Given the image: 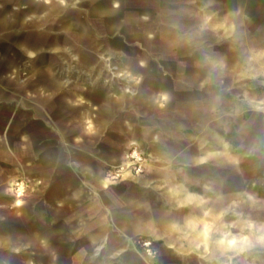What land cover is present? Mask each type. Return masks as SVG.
<instances>
[{"label": "rangeland", "instance_id": "obj_1", "mask_svg": "<svg viewBox=\"0 0 264 264\" xmlns=\"http://www.w3.org/2000/svg\"><path fill=\"white\" fill-rule=\"evenodd\" d=\"M42 1L36 0L34 3L23 1L25 8L14 9L18 12L28 11L26 16L28 26L14 29L12 31L14 39L25 36L29 44H36L40 41L41 34L61 37L64 16L78 11L86 14L91 2L97 3L101 0H81L77 4L66 5V11L62 15H57L44 23L39 22L38 26L32 25L31 20L37 19L33 9ZM121 9L122 11L113 17L114 22L120 21L119 24L122 25L125 18L132 16L135 11H140L138 14L141 16V24H151L155 28V35L150 37L149 41H139L129 34V30L96 29L95 22L88 19L87 24L92 28V38L98 44L97 47L83 46L82 50L89 52L98 62L93 65L92 71L82 69L80 72V69L76 67L78 56L75 57L76 54L71 52L69 45H65L63 51L68 58L65 56L60 58L63 71L60 77L61 88L55 94L45 91L42 87L38 89L32 87L33 84L43 81L37 76L36 68L30 67L31 62L36 60V53L24 54L15 46L9 45L4 40L7 31L0 29V95L2 96L0 102L12 106L13 116L21 123H26L23 128L24 137H18L11 143L10 156H0V165L8 171L5 188L0 190V232L10 235L15 223L26 224L28 233L37 232L40 227L33 219L32 210L40 206L46 218L51 219L46 212V205L53 203L52 189L56 186L58 190L60 189L61 195L68 196L72 192V187L59 188V186L71 173L77 175L76 188L87 191L89 199L94 203H100L98 210L94 207L86 214L82 212V209L87 204L80 200L73 199L69 204L55 200L54 205L76 218V227H73L71 231L68 229L64 233H57L50 237L49 247L41 239L33 249L26 246L6 248L0 255L2 261L11 264H116L115 261L119 256L111 252L118 248V235L122 233L121 230L124 229L125 224L118 223L112 216L111 207L103 200L102 193L112 186L135 185L148 177L174 175L173 172L170 174L163 171L170 172L181 168L180 171L189 172L185 173L189 183H211L214 176L222 179L228 177L229 173L226 172L231 166L245 165L252 167L254 171L245 173L248 181L247 188L253 189L256 194H264V133L258 118L259 110L250 107L232 112V108L225 110L215 107L208 111L209 123H216L219 120L221 122L219 128L221 140L215 145L218 154L208 159L197 158V160L185 161L181 158L185 152L197 156V148L199 149V145L207 138L206 129H197V123L190 115H187L188 111L181 109L184 104L180 100L166 103L160 96L156 97L153 93H141L144 77L140 71L133 68L131 61L133 57L140 61L148 60L151 69H158L169 77L170 74L162 59L167 58L175 70L196 68L197 63L192 56L195 50L193 51L191 43L202 36L224 37L226 30L204 28L181 33L171 28L169 19L181 11V0H122ZM133 25L137 26L132 23H128L127 26ZM78 35L79 33H74L70 39L79 43ZM220 47L223 49L218 44L205 45L206 50L212 51H217ZM105 48L112 52L111 63L128 70L137 78L135 81L127 83L122 78L112 77V71L107 67L105 60L110 54L103 51ZM45 52L50 57L55 55V52L50 50ZM8 59H11L13 64L9 69H5L4 64ZM207 63L217 68L220 62L208 61ZM45 72L47 76H52L49 67L45 68ZM226 77L229 79L228 82L221 86H215L207 79H203L202 85L212 88L223 100L230 96L228 99L230 103L227 105L231 106L232 71L226 74ZM104 79L113 80L109 83L111 86L104 83ZM172 83L173 91L181 92L180 87L184 85L182 79L175 78ZM127 85L131 91L124 88ZM103 90L108 91L110 102L127 98L130 103L126 102L123 106H115L111 109V104L105 98ZM254 92L253 100L264 101V84L257 85ZM178 95L180 96V93ZM35 108L42 112V116L35 115ZM79 112L84 117L82 122H80ZM171 121L178 122L182 126L184 135H181V141L183 140L181 145L175 142L168 144L171 139L173 140L174 128H171L169 124ZM129 127H137L140 130L136 138H126L125 131ZM148 130L151 131L152 139L156 143L166 137L168 141L165 142L168 145L165 146L172 149L171 152L160 154L154 151L150 140L146 137ZM185 135L191 136L188 141ZM58 140L62 142L63 150L69 155L65 166L61 164L57 166L55 163L56 157L60 159L65 153L58 149ZM132 141L136 144L132 145ZM252 146H256V149H252ZM119 148L122 151L120 159L106 161L99 156L102 152L110 154ZM46 150H49L50 154H45ZM135 151L141 160L136 157L123 159L125 152L131 154ZM78 156L90 158V164L95 172L79 173L75 158ZM125 161H129L131 168L127 176H123L122 171ZM37 165L43 167L48 179L33 180L26 173V168ZM204 166L216 167L219 173L202 175L193 172L198 167ZM140 167H142L141 171H139ZM105 179L109 181L106 187ZM10 183H12L11 189ZM19 188H22V194L16 196L15 193ZM198 192L203 197L208 196V192L199 189ZM17 199L20 200L19 205L16 204ZM132 208L133 206L130 209ZM152 208L153 206L149 204L141 207L136 205L134 210L143 220ZM224 208L218 211L220 215H223ZM259 211L264 213V206L242 205L239 207L241 219H245L250 213L254 216L260 214ZM102 225L107 226L102 236V240L105 238V244L101 250H98L101 243H91L89 236L98 233ZM141 239L151 238L143 235L132 237L127 249L143 255L150 264H157L156 259L160 257L159 242L151 239L157 250L155 258L152 259L146 256L138 245L137 241ZM108 255L110 258L107 257Z\"/></svg>", "mask_w": 264, "mask_h": 264}, {"label": "crops", "instance_id": "obj_2", "mask_svg": "<svg viewBox=\"0 0 264 264\" xmlns=\"http://www.w3.org/2000/svg\"><path fill=\"white\" fill-rule=\"evenodd\" d=\"M26 3H34L36 0H4L0 2V29L7 31L4 40L15 46L24 54L36 53V60L31 62L30 67L36 68L37 76L43 79L32 85L34 89L42 87L50 93H58L61 88L62 64L60 58L68 55L63 51L65 45H69L71 52L77 57V66L81 70H93V65L98 61L82 50L83 46L97 47V42L92 38V28L88 26L87 20L95 22V28L109 31L112 28H123L129 30V34L139 41H149L150 37L155 35V28L149 24H141L140 11H135L132 16L125 18L120 25L114 22L113 17L119 14L122 0H101L100 2H91L87 13L75 12L64 16L63 19V36L50 37L41 34L40 41L36 44H29L27 37L13 38L12 31L18 28H26L28 20L26 18L28 11H14L18 7H23ZM81 0H43L42 3L36 4L33 12L36 18L31 20L30 24L37 25L44 23L46 20L53 19L57 15H62L66 11V5L77 4ZM49 6L58 7L51 16L46 15V8ZM44 7V9H43ZM25 8V7H23ZM148 14L147 11L143 10ZM128 23L136 24L127 26ZM171 28L181 33L204 28H219L226 30L224 37L208 38L202 36L193 41V60L196 61V68L175 70L169 60L162 59L170 75L162 73L158 69H151L148 60H138L132 58L133 68L140 71L144 77V83L140 90L141 93H153L160 96L166 103H172L180 100L184 106L182 110H187V115L197 123V129L205 128L207 138L197 148V156L190 152H185L181 158L185 161H191L197 158L208 159L214 157L216 144L220 142V120L216 123H209L210 115L208 111L215 107L222 109L232 108L233 111H242L255 107L259 110L258 118L261 121L262 131L264 133V101L253 100L254 89L257 85L264 84V0H181V11L169 19ZM131 29V30H130ZM74 33H79V43L70 39ZM77 40V39H76ZM219 45L223 49L206 50L205 45ZM55 52L50 57L45 51ZM104 52H109V57L105 58L107 67L112 71V77L122 78L125 82L135 81L137 78L128 70L114 66L111 63L112 52L107 48ZM222 51V52H221ZM64 57V58H65ZM208 61L220 62L217 68ZM13 62L11 59L6 60L5 69H9ZM49 67L52 76H47L45 68ZM70 68V67H69ZM232 71V105L230 96L221 99L220 94L216 93L209 86L202 85L203 79L212 81L215 86H221L228 82L226 74ZM101 74V72L99 73ZM181 78L184 83L181 86V92H175L173 80ZM113 80H103L104 83H110ZM96 82V81H95ZM112 83V82H111ZM151 83L152 85L148 84ZM31 86V85H30ZM108 86H111L109 84ZM131 91L129 86L124 87ZM108 100V91L103 90ZM180 93V96L178 95ZM2 96L0 95V100ZM109 101V100H108ZM110 102V101H109ZM130 103L127 98L111 101V109L115 106H123ZM132 103V102H131ZM222 103L223 105L221 106ZM186 104V105H185ZM13 107L5 102H0V156L9 157L12 152V142L14 139L24 137L23 128L25 122L21 123L18 118L13 116ZM37 116H42L38 108L34 109ZM78 113V112H77ZM24 115V114H23ZM80 122L84 119L79 112ZM28 121V119H27ZM170 127L174 128L173 140L177 145H181V135L183 136L182 126L178 122H169ZM140 133L137 127H129L125 131L127 139L136 138ZM178 136L179 139L177 138ZM147 139L150 140L154 151L160 154L170 153L171 150L166 147L164 137L156 143L152 139L151 131L146 133ZM187 141L190 135H185ZM58 149L65 152L62 158L56 157V165L65 166L68 162L69 155L63 150L60 140L57 141ZM131 144H136L132 141ZM264 147V146H263ZM256 146H252V149ZM45 154H50L46 150ZM125 155V153H124ZM104 160H114L122 158L121 149L114 152L100 153ZM76 158V169L79 173H94L90 164V158L78 156ZM124 158V156H123ZM181 169V168H180ZM163 171V173L173 172L172 177L152 176L140 180L135 185H119L109 187L102 193L103 200L108 202L111 207L112 216L118 223L125 224L122 233L118 236V248L111 253H116V264H150L146 257L128 250L127 246L132 237L143 235L159 242L160 257L156 259L157 264H264V213L247 214V219H241L239 207L242 205L261 207L264 206V194H256L253 189L247 188L248 181L245 173L254 172L249 166H231L229 176L226 178L212 177L211 183L188 182V171ZM26 173L31 179L43 180L48 179L41 165L26 168ZM74 171V170H73ZM198 174H216L219 173L216 167L204 166L198 167ZM256 172V171H255ZM232 174L234 176H232ZM35 175V176H34ZM8 171L0 165V190L5 188L4 183ZM177 176V178H175ZM77 175L71 173L65 181L59 186L62 188L72 187V192L68 196H63L60 189L56 186L52 189L53 203L46 205V212L51 219H47L44 212L39 207L32 210L33 219L40 227L37 232L28 233L26 224L15 223L10 232L1 233L0 237L5 244L0 255L6 248L11 246H26L36 248L38 241L43 239L49 247L50 237L57 233H64L73 227H76L77 220L72 215L67 214L64 209L54 205V201L71 203L73 199L80 200L87 204L82 212L88 213L94 209L100 208V203L89 199L87 191L76 188ZM109 181L104 180V186H108ZM211 185V186H210ZM10 189L12 183L9 184ZM164 187V188H163ZM198 189L208 192V196L203 197L198 194ZM118 192H123L124 196L117 197ZM138 202V204H136ZM16 204L19 205L20 203ZM149 204L153 206L148 211L145 219L137 216L135 207H141ZM133 206L132 209H130ZM224 208L223 215L218 212ZM228 207V208H226ZM54 224L55 228L50 226ZM250 229V230H249ZM107 230L106 225L98 229V233L89 236L90 242L101 243L98 250H101L105 244V238L102 240L103 233ZM11 236H14L12 238ZM109 253V252H108ZM110 258V256H107ZM0 264H11L2 261ZM110 264V263H108ZM112 264V263H111Z\"/></svg>", "mask_w": 264, "mask_h": 264}, {"label": "built area", "instance_id": "obj_3", "mask_svg": "<svg viewBox=\"0 0 264 264\" xmlns=\"http://www.w3.org/2000/svg\"><path fill=\"white\" fill-rule=\"evenodd\" d=\"M134 157H136L138 160H141V157L139 156L137 151L129 154V157H127V159L134 158ZM127 168L129 169V173H130V171H131L130 164H129V166L123 165L122 170L123 169H127ZM141 169H142V167H140L139 171H141ZM137 243H138V245L140 246V248L142 249V251L144 252V254L146 256H148V257H150L152 259L155 258L157 250L155 248V243H154L153 240H151V239H141V240L137 241Z\"/></svg>", "mask_w": 264, "mask_h": 264}, {"label": "water", "instance_id": "obj_4", "mask_svg": "<svg viewBox=\"0 0 264 264\" xmlns=\"http://www.w3.org/2000/svg\"><path fill=\"white\" fill-rule=\"evenodd\" d=\"M2 1H4V0H0V2H2ZM17 1V0H16ZM43 9H44V7H43ZM45 9H46V15L45 16H51V15H53L54 13H56V11H58V10H60L58 7L56 8V7H54V6H49L48 8H46L45 7ZM148 84H150V85H152L151 83H148ZM35 176V175H34ZM35 180V179H34ZM116 196L117 197H122V196H124V193L123 192H118L117 194H116ZM55 226L56 225H54V224H52L50 227L51 228H55ZM5 244V242H4V240L0 237V246H2V245H4ZM1 250H2V248L0 247V252H1Z\"/></svg>", "mask_w": 264, "mask_h": 264}, {"label": "bare ground", "instance_id": "obj_5", "mask_svg": "<svg viewBox=\"0 0 264 264\" xmlns=\"http://www.w3.org/2000/svg\"><path fill=\"white\" fill-rule=\"evenodd\" d=\"M132 145H134V144H132ZM127 157H129V154L127 152H125V155H124L123 159L126 160ZM129 164H130L129 161H125V163H123V165H127V166H129ZM122 171H123V176H127L129 174V169L128 168L127 169H123ZM21 194H22V188H19L17 190V192L15 193V195L16 196H20ZM16 201H17V203H18V201L20 203L19 199H17Z\"/></svg>", "mask_w": 264, "mask_h": 264}, {"label": "snow or ice", "instance_id": "obj_6", "mask_svg": "<svg viewBox=\"0 0 264 264\" xmlns=\"http://www.w3.org/2000/svg\"><path fill=\"white\" fill-rule=\"evenodd\" d=\"M18 203H19V201H18Z\"/></svg>", "mask_w": 264, "mask_h": 264}]
</instances>
